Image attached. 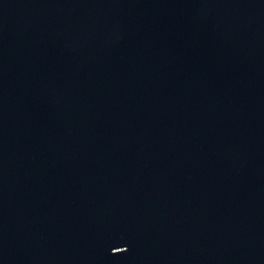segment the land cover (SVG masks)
<instances>
[{
    "label": "water",
    "instance_id": "1",
    "mask_svg": "<svg viewBox=\"0 0 264 264\" xmlns=\"http://www.w3.org/2000/svg\"><path fill=\"white\" fill-rule=\"evenodd\" d=\"M0 264H264V0H0Z\"/></svg>",
    "mask_w": 264,
    "mask_h": 264
}]
</instances>
